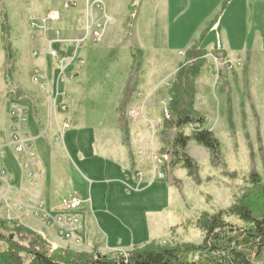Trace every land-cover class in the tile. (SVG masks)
I'll return each mask as SVG.
<instances>
[{
  "label": "rangeland",
  "instance_id": "374dc122",
  "mask_svg": "<svg viewBox=\"0 0 264 264\" xmlns=\"http://www.w3.org/2000/svg\"><path fill=\"white\" fill-rule=\"evenodd\" d=\"M39 1L43 7L39 9L43 16L40 17L41 20L47 19L51 12L57 11L60 15L58 21H46L47 39L54 36L56 31H60L63 37L65 35L68 37L69 20L74 19V21L81 22L77 25L82 24L83 18L79 15L77 8H72L70 5L64 9L65 2H69V0H63L60 6L56 4L52 6L48 4L47 0ZM125 1L109 0L108 2L111 10L119 12L125 5ZM167 1L169 12L165 18L169 28V45L166 50L159 52L155 57L153 56L156 68L159 67L157 72L153 71V74L155 73L154 78L167 69L171 72L178 59L181 58L182 63L184 62L185 53L189 49H186V45L195 41L203 27L208 25L215 18L218 11L222 9L223 4L225 6L229 4L230 10L226 19L222 21V25L228 31L239 33V43L251 44L260 20L263 19L264 23V0ZM89 2L93 3L92 11L100 14L106 10L108 3L106 0H89ZM26 3V0H17L16 2L15 0H8L6 3L0 1V36L1 24L4 20L2 16L7 13L9 18H7V21L9 20L10 23L8 38L11 50L15 52L14 56L16 54L19 67H22L24 72H28V63L23 57V47L27 43L25 40L31 39L34 34L28 29V25H31L32 22L39 25L41 21L39 18L38 21L30 20L28 13L33 11L27 8ZM78 3L79 1L76 0V5ZM21 8L25 9L20 10ZM18 11L22 12V15H19ZM132 11L131 8L130 12ZM2 12L3 14H1ZM165 18L163 17L164 21ZM219 25L216 27L217 29L209 33L211 36L206 37L207 41L201 44L207 47L208 51H210V48L216 47L218 43L217 39L220 31L216 30H218ZM101 29V25H96L90 30L83 28L85 33L87 32L89 35L82 45L96 48L99 43L93 42V35L95 32H100L102 37ZM263 31L260 30L261 36ZM261 40L264 43V38ZM36 42L44 44L45 50L48 47L42 36L40 38L39 36L36 37ZM41 46L39 45L40 48ZM64 46L67 47L68 44H64ZM74 46L79 47L78 43H75ZM57 47L53 46L54 49H57ZM2 50L0 40V64L4 58ZM52 51L55 52L56 57L51 55ZM30 55L32 54L30 53ZM49 55L58 58L55 50H51ZM14 56L12 57L13 62L15 60ZM124 56L121 53L120 59L122 58V62L120 66L122 67L125 62ZM147 56H151L149 50ZM12 60L8 70L12 69L13 81L16 82L17 78L22 77V73L20 69L18 70V64L17 66L14 65ZM59 60L63 61L59 58L58 63H61ZM210 60L206 67L209 73L215 75L218 93L215 96L214 93L210 94L208 89L202 103L209 115L214 136L220 142L221 153L213 163L206 148L197 145L193 141L188 143L187 153L198 165L199 178L197 179L189 177L186 170L180 167L167 168L165 177L159 176L162 165L157 163V158L161 157L162 152V154L166 153V160L169 161L171 152L166 147L164 140L170 143L173 135L178 132L175 129L167 132H163V128L160 129L164 122V108L167 107V101L169 100H166L169 79L160 85L150 98L152 106L148 107L149 111H146V113L154 124L152 129L149 130L147 145L138 144L133 150L134 157L131 158L128 170V179L134 183L131 186L121 184V182L113 183L109 181L111 177H115V170L108 173L103 170L102 164H106V160L102 152L107 149L106 144H110L108 137L112 129L111 123H114L112 122V114L108 110L109 107L103 101L104 98H92L93 100L96 99L94 105L84 103L77 108L73 107L71 110L68 108V99L63 97L64 99L60 101L65 103L67 110L60 112L56 120L49 115V110L47 112L46 107L44 115L38 109L35 114L27 109L25 129L33 139L31 145L36 156L35 171L38 173L39 178L36 181L28 180L27 173L25 174L17 155L10 148H4L1 151V166L5 172L9 171L12 174V188L16 187L23 197L24 195L32 196L31 193H34L36 199L46 205L49 201L59 205L74 193L79 194L83 199H90L85 206L86 214L84 217L87 222L83 227L82 235L74 239H68V242L80 247L78 251H76L77 249H70L68 246L54 248L44 239L52 249L84 252L82 246L85 245L89 252L84 253L95 252L100 255L115 256L118 252L126 253L135 246L149 243L160 246L196 245L202 241L203 234L195 228L193 221L202 212L213 213L232 205L248 186L247 179L251 171L258 172L264 180V91L263 94L260 93V96H257L254 92L257 106L253 105L247 82L245 80L243 82L238 81L233 77L230 78L234 72L232 71V73L230 68L227 69L230 75L229 79L232 80L230 83L232 86L230 87L231 97L233 95V104L230 108L233 110V113L232 110L231 113L234 127L230 129L227 121L229 101H225L227 96L223 94L225 81L219 83L220 72H222L220 69L226 68V66H219V62L214 61L212 58ZM137 61L139 66L133 69L132 75L138 74L137 77L139 76L138 80L140 81V70L144 66L140 65L142 61L140 56ZM217 71H219V77H217ZM3 73L5 76L7 74L8 78L11 76L12 79V74L6 72L4 66L1 67L0 99L4 94L1 81ZM34 75L30 72L28 76L34 80L37 77V75ZM203 75L206 76L205 73ZM8 78L4 79L6 84L16 92L17 85L14 82H11L10 85V82L8 83L10 79ZM257 87L259 89L261 85ZM262 90L260 89V91ZM12 100V103L17 102L22 105V100L13 98ZM10 104L11 101L7 99L1 109L3 110L0 114V131L2 133L8 127ZM220 108H224L226 118L219 120ZM136 114H138L136 117L130 119L133 122L141 117L140 113L136 112ZM116 116L119 118L118 123L128 122V112L116 114ZM64 123L67 124L66 129H63ZM148 127L151 128L150 124ZM179 132L190 135L192 129L191 127H185L180 129ZM91 142H94L93 147L90 144ZM31 180L33 183H31ZM10 195L16 196L17 193L12 189ZM84 217L81 216V222H84ZM12 218L13 210L8 209L4 202L0 201V221L5 222L9 228H12L14 222H18ZM29 219H32V217ZM225 220L240 225L234 218H225ZM18 224L22 225L19 222ZM11 237L14 238L13 235ZM6 249V242L0 240V250L4 251ZM27 262V259L24 258V264H27Z\"/></svg>",
  "mask_w": 264,
  "mask_h": 264
},
{
  "label": "crops",
  "instance_id": "0c3cea01",
  "mask_svg": "<svg viewBox=\"0 0 264 264\" xmlns=\"http://www.w3.org/2000/svg\"><path fill=\"white\" fill-rule=\"evenodd\" d=\"M3 1L6 3L8 0H2V3ZM16 1L17 0H15V2ZM26 1L27 8L33 11H29L28 13L30 20L34 19L38 21V18L41 20L40 17L43 16L39 12V9L42 7V3H40L39 0ZM47 1L49 2L48 4H51L52 6H55V4L60 6L63 0ZM78 1L79 3L76 5V0H72L71 6L72 8L78 9V13L81 18H83V22L81 25H77L80 21H74V19L69 20L68 37H66V35L63 37L60 31H56L54 36L47 39L46 26L44 28L38 26L32 28L31 25H28V29L34 33L31 36V39L25 40L27 43L23 47V57H25L24 60L28 63V72H24L22 67H19L16 54L14 56L15 52L12 50L13 56L15 57V60L14 62L12 60V63H14V65L16 64V66L18 64V70L20 69L22 77L17 78L16 82L15 80L13 81L12 69V72L10 71L12 79L11 76L8 78L4 73L3 77L1 76L4 94H2L0 99V114H2L3 110L1 109L7 99L8 101H11V104L8 109V127L5 131L3 130L5 133V140L3 139L4 133L0 131V157L2 156L1 151H3L4 148H10L14 151L10 116L12 105L15 104L21 107L25 111V118L27 109H30L34 114L38 109V111H41V114L44 115L46 113V107L47 112L49 110V115L56 120L60 112H65L67 110L65 103L60 101L61 99H68V108L72 110L73 107L77 108L84 103L94 105V100L96 101V99L93 100L92 98H104L105 100L103 101L105 102V105L109 107L108 110L110 114H112V122L114 123H111L112 129L111 132H109L108 137V140H110V144L112 145L109 143L106 144L107 149L102 152L105 155L104 159L106 160V164H102L103 170L106 173L115 170V177H111L109 181L113 183L121 182V184L131 186L134 185V183L128 179V170L130 167V161L132 160L131 158L134 157L133 150H135L138 144L143 146L147 145L149 130L152 129L154 124L153 120H151L150 116L146 113V111H149L150 106H152L150 98L160 85L175 74L179 65L182 63L181 58L178 59L171 72L167 69L165 72H160L159 75L154 78L155 73L153 74V71L155 70L157 72L159 67L156 68V62L155 59H153V56L155 57L159 52L166 50L169 45V28L165 18L169 12V3L167 0H126L125 5L119 12H117L111 10L108 2L109 0H106L108 2L106 10L100 14L92 11L91 7L93 3L89 2V0ZM228 6L229 4L226 5L222 12L219 19L221 21H218L203 39V42L205 43L207 41L206 37L208 35L211 36L209 33L212 30L217 29L216 27L221 22L218 30H216L220 31L216 47L210 48V51H208L206 49L207 47L202 46V49L206 52L205 65L195 81L196 94L194 99V109L205 117L207 126L212 132L213 127L209 115L206 113V107H204L202 103L208 89L210 94L214 93L216 96V93H218L215 75L209 73L206 67V64L210 63L211 58L214 61H218L219 66H226V68L220 69V71H222L220 72V77L219 71H217V77H219L220 84L225 81L223 94L227 96V99L230 102L229 107L233 104V95L231 97L230 87L232 86L230 83L232 80L229 79L230 75L229 71H227L228 68H230L231 72H234V74H232L233 76L231 75L230 78L233 77L238 81L243 82V80H245L247 82L252 101L251 103L253 105L257 106L254 92L257 96H260L264 91V67H259L264 66V43L261 40L264 38L263 19L260 20V23L258 24L256 34L251 41V44L239 43V33L228 31L222 25V21L226 19L230 10V6ZM131 8L133 9V18L129 25V29L127 30L125 24L131 15ZM22 9L24 10L25 8H21L20 10ZM18 12L20 13L19 15H22V12ZM57 14L58 20H60V15L58 12ZM163 17L165 18V21ZM214 19H212L208 25L203 27L194 42L200 39L204 30H206ZM8 24L10 25L9 22ZM35 25H38V23ZM96 25L102 26L101 40L99 42L93 41L99 43V45L96 48L82 45L83 41H85L89 35L87 32L85 33L83 28L90 30V28ZM260 30L263 31L262 36L260 35ZM38 36L39 38L42 36L45 39L46 44L48 45L46 50L44 44L36 42V37ZM75 43H78L79 47L74 46ZM193 43L189 42L188 45H186V49L190 48ZM64 44H68V46L66 47ZM39 45H42L41 48ZM54 45L58 46L57 49L53 48ZM131 49L140 51V57L142 60L140 65L144 66L143 69L140 70V81L138 80L139 76L137 77L138 74L132 75L134 66L133 57L130 52ZM51 50L57 51L58 58L49 55ZM148 50L151 52V56H147ZM30 53L32 55H30ZM121 53L125 55L123 58L125 60L123 67L120 66L122 62V58L120 59ZM59 58L63 59L61 63H58L57 61ZM4 65L5 58H3L0 68H3ZM30 72L32 75L36 72L35 75H37V77L34 80L29 78L28 75ZM204 73L206 76L203 75ZM70 75L72 77H70ZM5 78L10 79L8 80L10 85L11 82H14V84L17 85L18 88L15 90L16 92L8 87L9 85L6 84V80H4ZM258 85H261L259 89L257 87ZM260 89L263 90L260 91ZM12 98L15 100H22V105H19L17 102L12 103ZM168 99L167 95L166 100ZM227 99H225L226 102ZM63 107L65 109H62ZM230 110L232 109L230 108ZM126 112H128V122L122 121V127L120 122L118 123L119 118L116 114H125ZM131 112L140 113L141 117L139 120L135 122L130 120L129 113ZM224 113V108L221 109V111L219 110V120L225 117ZM149 124L151 128L148 127ZM66 126L67 124L64 123L63 129H66ZM24 130L26 137L31 142L33 139L30 137L27 130ZM90 144L93 147L94 142H91ZM13 153L16 154L15 151ZM16 155L22 165L18 154ZM26 173L27 172L25 171V174ZM26 177L28 180L32 179L33 181H36L39 178V175L36 172L35 178H30L28 174H26ZM33 181L31 183H33ZM11 182L13 183L12 174L9 171L5 172L3 170L0 160V201H3L8 209L13 210L12 219L17 220L20 224L39 234L54 248L68 246L70 249H77L76 251H78V248L80 247H77L72 242H68V240L59 235L60 225L56 219L62 215L61 208L63 202L66 200H63L59 205H56L54 202L51 203V201L46 205L43 204L42 201L36 199L34 193H31L32 196L24 195L23 197L16 187L12 188L13 186L11 185ZM12 189L17 193L16 196L10 195ZM81 199L82 204L78 211L80 222L81 216L84 217L86 214L85 206L90 201V199L86 200L82 197ZM39 209L42 211H38ZM30 217H32V219H29ZM83 221L84 222H81V228L78 231L79 233H75L73 239L82 235L81 233L83 232V227L87 222V219L84 217ZM82 248L84 249L82 251H88L85 245L82 246Z\"/></svg>",
  "mask_w": 264,
  "mask_h": 264
},
{
  "label": "trees",
  "instance_id": "16d2710c",
  "mask_svg": "<svg viewBox=\"0 0 264 264\" xmlns=\"http://www.w3.org/2000/svg\"><path fill=\"white\" fill-rule=\"evenodd\" d=\"M225 7L223 4L200 39L185 53L184 62L168 80L169 100L166 108L171 118L164 119L160 129L163 128V132L173 129L178 132L173 135L170 143L164 140L166 147L171 150L169 161L166 160V153L160 154L162 159L160 170L164 174L167 168L180 167L186 170L189 177L199 178L198 165L186 150L190 141L206 148L213 163L220 156V142L207 126L205 117L194 109V99L195 81L205 65L206 52L201 44L205 35L219 21ZM2 17L4 20L1 24L0 40L5 58L4 67L9 73L13 52L8 38L7 16L3 14ZM132 18L131 12L126 25L127 30ZM130 52L135 69L139 66L137 58L140 51L131 49ZM227 121L229 128L233 129L230 107ZM120 125L122 126V122ZM185 127H191L190 135L179 132ZM247 184L248 186L228 208L213 213L202 212L193 221L195 228L203 234L202 241L196 245L160 246L149 243L135 246L126 253L118 252L115 256H106L95 252L52 249L38 234L19 225L18 222H14L13 227L9 228L5 222L0 221V240L7 244L6 250H0V264H24V258L27 259V264H264V180L253 170L248 176ZM225 218H234L240 225L228 222Z\"/></svg>",
  "mask_w": 264,
  "mask_h": 264
},
{
  "label": "built area",
  "instance_id": "2783aa9c",
  "mask_svg": "<svg viewBox=\"0 0 264 264\" xmlns=\"http://www.w3.org/2000/svg\"><path fill=\"white\" fill-rule=\"evenodd\" d=\"M72 4V0L67 1L64 4V9L68 8ZM47 20H58V14L57 12H51L47 16V19L41 20L39 25H35V23L32 22L31 26L33 27H41L44 28L46 26ZM93 39L96 42H99L101 40V34L94 33ZM51 55L56 57L55 52H51ZM59 62H62L59 60ZM70 77H72L70 75ZM168 102V101H167ZM62 109H65L64 107ZM138 114L136 112L129 113V117L133 119ZM10 116H11V123H12V143L14 146V151L16 154H18L24 170L27 172L28 176L30 178L36 177V158L35 154L33 152V148L31 145L30 140L25 135V111L17 106L12 105L10 110ZM163 119L169 120L171 118V114L168 112L166 106L164 108L163 112ZM67 127V126H66ZM157 163L159 165H162V159L161 157L157 158ZM160 177H165V174L160 170L159 171ZM82 204V199L79 195L73 194L69 197L68 200L63 202L61 212L62 215L58 217L56 220L59 222V235L62 236L64 239L68 240L70 238L74 237V233L76 231H79L81 228V222H80V216L78 215V211L80 209V206ZM42 211V210H38ZM47 217V215H46Z\"/></svg>",
  "mask_w": 264,
  "mask_h": 264
}]
</instances>
